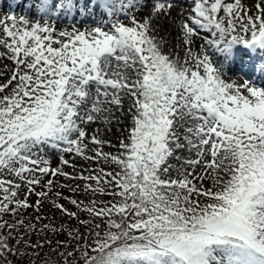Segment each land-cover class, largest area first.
<instances>
[{
    "label": "snow or ice",
    "instance_id": "6c2138e0",
    "mask_svg": "<svg viewBox=\"0 0 264 264\" xmlns=\"http://www.w3.org/2000/svg\"><path fill=\"white\" fill-rule=\"evenodd\" d=\"M97 4L119 10L38 0V19L0 18L16 65L0 77V176L19 180L0 179V258L37 264L47 246L45 264H264V86L248 82L264 80V0H144L130 25L57 31ZM45 201L76 226L23 215Z\"/></svg>",
    "mask_w": 264,
    "mask_h": 264
},
{
    "label": "rangeland",
    "instance_id": "374dc122",
    "mask_svg": "<svg viewBox=\"0 0 264 264\" xmlns=\"http://www.w3.org/2000/svg\"><path fill=\"white\" fill-rule=\"evenodd\" d=\"M14 1L15 0H11L9 2V4L10 5L13 4L12 2H14ZM133 1H134L133 2L134 4L130 5V4H128V1L126 2V0H118V8H119V10L117 12H114L111 17H109L105 11H101V9L95 10L94 11L95 14H92V16H94L95 19H98L99 21L98 20L92 21V23L90 21H88V24H87V20L85 21V20L76 19L74 21L73 20L69 21V20L63 19V21L56 22L57 31L63 30V29H67V30L71 31L73 26H75V28L78 29V30H84L86 28L87 29H91L94 26L95 27L99 26V27L103 28L105 31H110L111 30L110 24H111L112 21H115V20H120L121 22L130 25L131 24V17H135L138 21L143 19V17L141 16L143 7L139 6V4H137L138 0H133ZM229 2H231V0H229ZM37 3H38V1H37ZM242 3H244L245 7H247V0H242ZM256 3H258V4L261 3V0H256ZM28 4H29L28 1H24V5H23V8H22L23 11H22V13L19 12L17 17H19V16H21L23 14L24 7L26 8ZM85 4H86V2L84 1V5ZM88 7H89V4L87 5V8ZM253 11H255V10H253ZM6 16H9V15L7 13L0 14V18H4ZM25 16H27V15H25ZM38 18L39 17L37 15L36 16L32 15V18H30V19L35 20V19H38ZM104 21H108L109 22L108 25H105ZM2 36H3V32H2V30H0V37H2ZM209 38H212V37H209ZM62 39H66V38H62ZM249 51L251 52V50H249ZM258 51L259 50H257V52ZM0 52L4 53V55L0 56V77H2L4 75L10 76L12 71L16 67L15 62L12 61L11 59H9L11 53H8L7 49L3 48V46H0ZM231 79L233 81H235L237 84H242L248 78L243 76V74H241V73H236L235 75H232ZM254 79H255V77L253 76L252 79L249 80L248 82L250 84H255L256 86H264L263 83L256 84L254 81H252ZM96 126L97 125H93V128H95ZM113 131H115V128H113ZM117 135H119V134L117 133ZM106 138L112 139L113 143L117 142L115 137H111L110 135L106 136ZM105 150L106 151H113V152L115 151V149H111V148H108V147H106ZM45 151L49 153V157L48 158H50V160H51L52 167H56L59 164L58 152L56 150H51V149H47V148L45 149ZM65 158L74 160V162L77 164V170L78 171H79L80 166H83L84 168H88V167L94 168V163L87 164V163H85L84 161H82V160H80L78 158H74L72 156H67V155H66ZM65 171L72 172V168L66 166L65 167ZM84 174L87 175L88 173L84 172ZM45 179H47V178H45ZM66 181H70V180H65L63 177H60V182L61 183H64ZM73 182L79 183L81 185L84 183L83 181H73ZM206 186H210V184H208ZM55 189H57V188H55ZM26 190H27V188H26ZM41 190H43V189H41L39 187H37V189H36V191H41ZM25 194H27V192ZM28 199H29V202L32 203L33 201L37 200V197L34 194H31V195L28 196Z\"/></svg>",
    "mask_w": 264,
    "mask_h": 264
},
{
    "label": "trees",
    "instance_id": "16d2710c",
    "mask_svg": "<svg viewBox=\"0 0 264 264\" xmlns=\"http://www.w3.org/2000/svg\"><path fill=\"white\" fill-rule=\"evenodd\" d=\"M99 166L103 167L105 169V171H111L112 167H114V166H109V165L102 164V163ZM96 167H97V164L94 163V168H96ZM0 179H4V180L13 179L14 182H16V183L19 182L18 178H14V177L7 176V175L0 176ZM64 183H71L73 186H75L77 184V183H75L73 181L72 182L71 181H66ZM5 186H7V185H5ZM81 186H83V184ZM26 188H27L26 185H23V184L21 185V190L18 192V195L20 196V198L24 197V194L27 192ZM55 191L62 192L63 196H70V197H73V198H76V199L85 200V201L89 198L87 196V194H85L83 192H79V193H75L74 194V193L70 192L68 189H60V188H57V189L53 190V192H55ZM0 196H3V192L2 191H0ZM101 198L102 199H109V197H101ZM59 203L63 204L65 207H67L71 211H76L75 207L73 205H71L67 200L60 199ZM32 204L34 205L35 201H33ZM23 215L26 216V217L27 216H31L33 218V220H34L36 215H41V216L47 217L48 219L43 220V223H49V221H51L53 224H56V225L66 224V225H68L70 227H74L77 224V222L75 220L70 219V218H68L65 215H62V213L59 210L53 208L51 203L48 202V201L44 202V206L41 209L40 213H35L32 208H29V209H27L26 211L23 212ZM81 218L82 219L86 218V214L81 213ZM4 219L8 220L9 222L13 221V217L10 214L5 215ZM6 232H7V229H5L0 234H6ZM49 236H52V234L49 233ZM52 238L54 240L55 239L64 240V239H67V234L64 233V234H62L60 236H55V237H52ZM32 240L34 242L36 240V237L32 236ZM9 243L10 244H14L15 242H14V240H12ZM49 258H51L54 261L56 259V256H55V254L50 252L49 247L45 246V248L43 250H41L40 258L37 259V264H45V261L49 260ZM6 260H13L14 264H17L18 258L13 257L11 255H8L6 258H0V264H6Z\"/></svg>",
    "mask_w": 264,
    "mask_h": 264
},
{
    "label": "bare ground",
    "instance_id": "6f19581e",
    "mask_svg": "<svg viewBox=\"0 0 264 264\" xmlns=\"http://www.w3.org/2000/svg\"><path fill=\"white\" fill-rule=\"evenodd\" d=\"M11 0H0V14H5V13H7L8 15H15V16H18V14H19V12H21L22 13V8H23V5H24V1H28L29 2V4L27 5V7L25 8L24 7V12H23V14L22 15H27V17L30 19V18H32V12H33V10L36 8V6H37V1L38 0H15L14 2H12L13 4H9V2H10ZM85 2H86V4L84 5V7H85V9H87V5L90 3V0H84ZM128 1V4H129V0H126V2ZM134 1L132 0V3L131 4H134L133 3ZM130 4V5H131ZM137 4H139V6H142L143 8H142V13L144 12V0H138L137 1ZM100 9V7H99V5L97 4L96 6H95V8L92 10V12H91V14L90 15H88V16H86V17H84L82 20H87V24H88V21H90L91 23H92V21H96V20H98V19H95V17L94 16H92V14H95V10H99ZM102 11V10H101ZM173 15H176V13L175 12H173L172 13ZM36 16V15H35ZM105 16V15H104ZM99 17V16H98ZM103 17V16H102ZM155 17L153 16V19H154ZM59 21H63V18L62 19H59V20H56V22H59ZM74 21V20H73ZM99 21V20H98ZM81 23V22H80ZM79 23V24H80ZM85 23V22H84ZM90 23V24H91ZM83 25V24H82ZM97 25V24H96ZM95 27V26H94ZM93 28V27H92ZM198 43L199 44H204V41H198ZM205 47H207L206 45H205ZM198 50V49H197ZM264 50H259L256 54L257 55H260V54H262V52H263ZM255 77V79L254 80H252V81H254L256 84H260V83H263L264 84V80H259V79H257V77L256 76H254Z\"/></svg>",
    "mask_w": 264,
    "mask_h": 264
}]
</instances>
